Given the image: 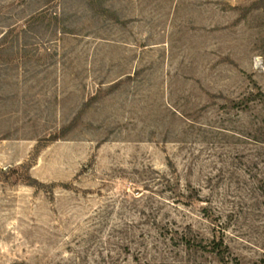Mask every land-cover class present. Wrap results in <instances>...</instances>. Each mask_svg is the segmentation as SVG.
I'll return each mask as SVG.
<instances>
[{
	"label": "rangeland",
	"instance_id": "rangeland-1",
	"mask_svg": "<svg viewBox=\"0 0 264 264\" xmlns=\"http://www.w3.org/2000/svg\"><path fill=\"white\" fill-rule=\"evenodd\" d=\"M0 264H264V0H0Z\"/></svg>",
	"mask_w": 264,
	"mask_h": 264
}]
</instances>
